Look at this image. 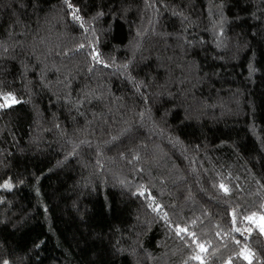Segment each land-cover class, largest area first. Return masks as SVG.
I'll return each mask as SVG.
<instances>
[{"label":"trees","instance_id":"1","mask_svg":"<svg viewBox=\"0 0 264 264\" xmlns=\"http://www.w3.org/2000/svg\"><path fill=\"white\" fill-rule=\"evenodd\" d=\"M4 97L0 264H264V0H0Z\"/></svg>","mask_w":264,"mask_h":264},{"label":"snow or ice","instance_id":"2","mask_svg":"<svg viewBox=\"0 0 264 264\" xmlns=\"http://www.w3.org/2000/svg\"><path fill=\"white\" fill-rule=\"evenodd\" d=\"M10 99H11V102H12V103H15V102H16L14 98L4 97L5 104H4V105H0V107H2V106H10V104H9V100H10ZM5 187H8V185L5 184ZM180 231H184V229H180ZM178 234H179V233H178Z\"/></svg>","mask_w":264,"mask_h":264}]
</instances>
